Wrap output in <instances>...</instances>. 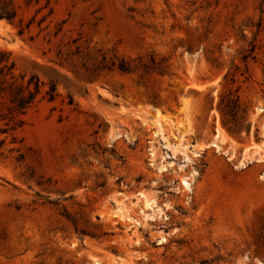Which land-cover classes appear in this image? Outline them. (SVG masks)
<instances>
[{
    "label": "rangeland",
    "instance_id": "rangeland-1",
    "mask_svg": "<svg viewBox=\"0 0 264 264\" xmlns=\"http://www.w3.org/2000/svg\"><path fill=\"white\" fill-rule=\"evenodd\" d=\"M13 1L0 264H264V0Z\"/></svg>",
    "mask_w": 264,
    "mask_h": 264
},
{
    "label": "trees",
    "instance_id": "trees-1",
    "mask_svg": "<svg viewBox=\"0 0 264 264\" xmlns=\"http://www.w3.org/2000/svg\"><path fill=\"white\" fill-rule=\"evenodd\" d=\"M39 2V0H26L28 7ZM0 21L11 24L19 21V13L13 0H0ZM33 23L34 21L30 22L27 27L30 28ZM24 31L25 29L21 28L20 35H23ZM118 69L123 73L131 71L124 60H121ZM45 87L46 84L37 76L17 74L11 54L0 47V160L5 158V149L9 140L10 144L18 143L17 132L24 126V118L28 113L43 100L54 102L57 99L55 85H51L50 89L43 93ZM234 105H236L234 108L238 107L237 100Z\"/></svg>",
    "mask_w": 264,
    "mask_h": 264
},
{
    "label": "bare ground",
    "instance_id": "bare-ground-1",
    "mask_svg": "<svg viewBox=\"0 0 264 264\" xmlns=\"http://www.w3.org/2000/svg\"><path fill=\"white\" fill-rule=\"evenodd\" d=\"M264 111H263V108L261 109V108H258V113L261 115L262 113H263ZM262 131H263V134H264V122H263V124H262ZM223 142H221V136H219V134H218V136H215V138H214V140H213V142H212V144L210 145H208V146H201L200 148H199V151L202 153L203 151H207V149H210V148H216L217 150H222L223 148ZM196 155H198V154H196ZM255 162H260V163H262V162H264V159H262V157H261V159H257V160H255ZM244 167L246 168L247 166L246 165H244ZM165 168H164V166L160 169L161 171H163ZM166 170V169H165ZM191 179V178H190ZM189 178L187 179V178H183V180H182V184H183V186H184V188L186 189V190H191V187H192V185H191V181H189L190 180ZM147 207H148V209L149 210H153L155 207L153 206V205H151V204H148L147 205Z\"/></svg>",
    "mask_w": 264,
    "mask_h": 264
}]
</instances>
